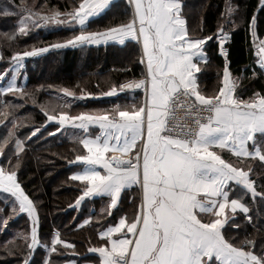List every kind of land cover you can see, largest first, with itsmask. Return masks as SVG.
Returning <instances> with one entry per match:
<instances>
[{"label":"snow or ice","instance_id":"snow-or-ice-1","mask_svg":"<svg viewBox=\"0 0 264 264\" xmlns=\"http://www.w3.org/2000/svg\"><path fill=\"white\" fill-rule=\"evenodd\" d=\"M115 3L78 0L72 10L61 12L43 11L47 0L43 4L21 0L18 5L11 0L12 7L5 5L0 11L3 16H18L15 30L0 34L6 44L33 29H73L69 38L13 50L7 57L0 45V61L8 65L0 70V97L11 94L15 100L31 95L18 82L26 79L22 71L25 61L50 50L109 42L124 45L126 41L141 46L139 62L144 71L140 78L112 84L100 95L115 97L141 89L142 101L75 114L67 105L51 113L43 109L45 123L58 125L49 135L72 130L76 147L67 163L77 167L70 177L80 185L75 206L86 199L107 198L100 216L94 219L89 215L77 225H100L99 242L87 250L98 254L97 259L84 260L83 264H264V236L258 241L228 234L240 230L235 222L240 214L253 227L257 212L264 222V89L243 95L241 80L246 77L233 74L229 59L228 45L239 27L233 18L239 6L226 0L216 31L203 34L201 28L200 34H193L184 0H127L131 11L126 22L88 30L90 21L106 14ZM244 26L250 38L249 51L254 50L253 64L259 66V72L251 68V75L264 76V0H258ZM213 39L224 63L219 86L208 94L201 87L200 77L202 64L209 60L206 46ZM57 95L76 100L85 93L78 96L72 88L60 87ZM0 103L4 108L10 104ZM4 122L0 120V124ZM11 122L15 128V121ZM39 131L35 127L31 135ZM9 136L15 133L10 131ZM24 143L19 138L14 141L15 165L0 146V156L4 157L0 161V190L7 194L13 214H26L30 220L28 231L16 233L9 241L13 247L7 250L15 254L13 248L22 249L21 264H33L36 250L44 248L47 255L43 264H51L52 255H59L61 246L68 249L75 245L62 238L59 229L49 234L50 242L43 240L39 205L18 177ZM134 188L133 214H120L125 197ZM7 223L8 217L0 214V228Z\"/></svg>","mask_w":264,"mask_h":264},{"label":"trees","instance_id":"trees-1","mask_svg":"<svg viewBox=\"0 0 264 264\" xmlns=\"http://www.w3.org/2000/svg\"><path fill=\"white\" fill-rule=\"evenodd\" d=\"M20 4L21 0H15ZM29 4H43L44 0H27ZM78 0H47L49 9H59L61 12L72 10ZM185 13L188 24L193 34H212L216 31L218 23L222 22L221 13L224 11L226 0H184ZM234 5L239 6V13L233 17L239 25L232 33V40L229 44V59L231 69L235 76H244L241 80L243 95H250L252 91L264 89V76L252 77L251 68L255 67L259 72V66L253 64L254 50L249 51V34L245 29V21L258 7V0H231ZM12 7L11 0H0V11L4 6ZM15 11V9H13ZM131 9L127 0H116L115 6L106 14L90 21L89 29L96 31L113 23L126 22L129 19ZM18 16L0 15V34L15 30ZM73 35V29L67 26L55 28L33 29L26 36H20L14 43H4L0 38V45L3 46L5 57L10 56L13 50H23L32 46H45ZM209 60L202 64L203 73L200 77L201 87L206 93L212 94L219 86L220 73L223 68V57L219 54L218 45L213 39L206 46ZM141 54L140 46L135 41L127 42L125 45L108 44L88 46L87 48L67 47L61 50H50L39 57L28 58L25 61L26 79L18 82L25 85V91L31 95L13 100L11 94L0 97V102L9 101L7 108L0 103V146L6 155L11 158L12 164L17 162L14 141L16 138L23 140L26 144L23 152L19 153L18 177L28 195L38 203L41 216V232L43 240L50 242V233L59 229L62 238L67 239L75 245V248L64 249L60 247V254H53L51 264H63L69 256L68 253L79 254L80 262L86 259H94L88 253V248L99 242L97 232L100 225L77 227L85 218L92 215L95 219L100 216V209L106 205L107 198H95L87 200L82 208L78 210L73 204L80 195L78 182L70 179L74 166L67 163L73 159L72 150L76 147L71 137L53 133L58 127L55 123H45L46 117L43 109L49 113L59 110L61 106L67 105L73 114L80 111H97L111 108L114 104L124 105V101H130L126 94L115 97L101 96V92H107L112 84L123 83L126 80L137 78L144 71V65L139 62ZM8 65L0 61V70ZM44 87L41 88L40 86ZM60 87L72 88L79 96L85 93L84 98L73 100L72 98H60L57 89ZM94 96H87V93ZM142 92L135 94L137 103L142 101ZM128 97V99H127ZM11 105L17 107L13 109ZM129 105V104H128ZM127 105V106H128ZM125 106V105H124ZM68 110V108H65ZM9 113L5 116L3 113ZM18 124L12 131V122ZM35 127L40 131L32 136ZM15 136L10 137L9 132ZM29 137H31L29 139ZM8 140L5 144L4 141ZM4 160L2 156L1 161ZM7 167L8 165L5 164ZM254 167L259 170L258 162ZM136 194L135 188L125 197L121 213L133 214L134 205L131 197ZM251 207V204H250ZM95 209V210H94ZM94 210V211H93ZM8 217L6 230L0 229V264H21V250L13 248L15 254H9L7 248L13 247L9 244L16 229L28 231L30 220L21 214L15 218L12 213H3ZM111 220V217H107ZM255 227L245 221L243 214L236 219L240 230H230L231 236L243 238H256L258 241L264 236V222L260 220V213L254 217ZM7 245V247H6ZM47 255L44 248H38L32 257L33 264H43Z\"/></svg>","mask_w":264,"mask_h":264},{"label":"crops","instance_id":"crops-1","mask_svg":"<svg viewBox=\"0 0 264 264\" xmlns=\"http://www.w3.org/2000/svg\"><path fill=\"white\" fill-rule=\"evenodd\" d=\"M128 41H126V43H127ZM125 43V44H126ZM109 44H118V43H116V42H109ZM124 44V45H125ZM103 45V44H102ZM118 45H120V44H118ZM94 46H97V45H94ZM140 46V45H139ZM140 50H141V46H140ZM137 91H140V92H142V94H143V96H142V100H143V97H144V93H143V90H141V89H137V90H135V91H125V92H122L123 94H126L128 97H129V99H130V101H124V105L125 106H127L128 104L129 105H132V104H136L137 103V100H136V97H135V94H136V92ZM122 93H119V95L120 94H122ZM118 95V96H119ZM108 97H112V96H108ZM128 97H127V99H128ZM49 123H54V122H49ZM56 124V123H55ZM54 133V132H53ZM60 133H62V134H65V135H67V136H69V137H71L72 136V130L71 129H69L68 131H64V130H61V132ZM1 158H2V156H0V161H1ZM77 170V167L76 166H74V169H73V171L72 172H74V171H76ZM95 198H99V197H95ZM95 198H91V199H95ZM102 198V197H101ZM104 198H106V197H104ZM7 199H8V196H7V194H5L4 192H3V190H0V214H3L5 211H8V212H10V213H12V215L15 217V218H17L18 216H20L21 214H23V213H17V214H13V212H12V208L10 207V206H8L7 205ZM91 199H86L84 202H82L81 203V205L79 206V207H76L75 206V203L73 204L78 210H80L81 208H82V206H83V204L87 201V200H91ZM95 210V209H94ZM93 210V211H94ZM125 213V212H124ZM129 216H131L132 214H129V213H127ZM28 219H29V217L26 215V214H24ZM83 222V221H82ZM82 222L80 223V224H82ZM85 226H90V225H85ZM29 227H30V225H29ZM1 229V232H4L5 230H6V226L5 227H2V228H0ZM11 232H13V236L11 237V239H13L14 238V236H15V234L16 233H18V232H21L20 230H16V229H13V230H11ZM71 243V242H70ZM71 244H73V243H71ZM74 245V244H73ZM71 249V248H70ZM69 254V256H71L69 259H67L66 261H69V260H73V259H75L76 261H77V264H83V262H80V260H79V254H77L76 252H70V253H68ZM92 256L93 257H96L97 258V256H98V254H92ZM87 261H90V262H94L95 260L94 259H86ZM65 261V262H66ZM65 262L63 263V264H65Z\"/></svg>","mask_w":264,"mask_h":264},{"label":"rangeland","instance_id":"rangeland-1","mask_svg":"<svg viewBox=\"0 0 264 264\" xmlns=\"http://www.w3.org/2000/svg\"><path fill=\"white\" fill-rule=\"evenodd\" d=\"M16 123V122H15ZM18 124V122L16 123V125ZM12 131H14V128H13V124H12ZM26 147V144L24 143V148Z\"/></svg>","mask_w":264,"mask_h":264},{"label":"built area","instance_id":"built-area-1","mask_svg":"<svg viewBox=\"0 0 264 264\" xmlns=\"http://www.w3.org/2000/svg\"><path fill=\"white\" fill-rule=\"evenodd\" d=\"M228 47H229V45H228Z\"/></svg>","mask_w":264,"mask_h":264}]
</instances>
